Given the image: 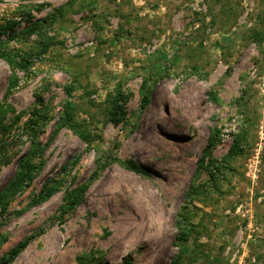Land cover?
Listing matches in <instances>:
<instances>
[{
  "label": "rangeland",
  "instance_id": "obj_1",
  "mask_svg": "<svg viewBox=\"0 0 264 264\" xmlns=\"http://www.w3.org/2000/svg\"><path fill=\"white\" fill-rule=\"evenodd\" d=\"M28 50L29 73L2 56ZM13 78L0 191L34 110L49 144L0 256L29 238L12 264H264V0H0V101Z\"/></svg>",
  "mask_w": 264,
  "mask_h": 264
},
{
  "label": "trees",
  "instance_id": "obj_2",
  "mask_svg": "<svg viewBox=\"0 0 264 264\" xmlns=\"http://www.w3.org/2000/svg\"><path fill=\"white\" fill-rule=\"evenodd\" d=\"M255 40L260 41L262 40V37H260V34L258 31H256ZM34 54L39 55L40 51L37 53H34L32 50L23 51V52H16L14 54L3 52L2 56L8 60L9 63L18 66L19 69H21L24 72L29 73V68L32 65L31 58L34 56ZM18 80L16 78H13L11 82L8 84V88L6 89L1 101H0V128L2 129L3 135H7L10 133L13 126H15L19 120V116L14 117H8L7 114L9 112L7 99L12 94V90L17 87ZM141 89L144 91L143 95L140 100L139 108L140 110H145V108L149 104L150 100V90L148 87L145 86V84L141 85ZM42 113H40L37 110H34L32 113V117H30L27 122L26 126L30 130V141L29 147L27 150L23 153V155L20 158V162L18 164L17 170L11 180L3 187V189L0 191V210L3 212L6 210L7 203H8V197H10L12 194H14L17 190H19L22 186H24L27 182H29L33 177V171L41 165L42 163V155L45 150V147L48 146L49 142H45L43 145L40 144L38 141V131H37V125L39 120L43 119ZM238 139H236L235 144L231 148V153H235L237 151L238 146ZM3 143V139L2 142ZM2 146V145H1ZM4 147V146H2ZM89 182L84 183L76 192L71 196V199L68 202L69 207H74L77 204H79L83 192L88 187ZM52 194V189H46L44 190L40 198L48 197ZM39 201V200H37ZM183 239V238H182ZM30 239L25 238L21 241H19L17 244H15L13 247H11L5 254L0 256V264H12L14 260L18 257V255L26 248L28 245ZM176 262V261H174ZM128 261H126V264Z\"/></svg>",
  "mask_w": 264,
  "mask_h": 264
},
{
  "label": "bare ground",
  "instance_id": "obj_3",
  "mask_svg": "<svg viewBox=\"0 0 264 264\" xmlns=\"http://www.w3.org/2000/svg\"><path fill=\"white\" fill-rule=\"evenodd\" d=\"M156 191V190H155ZM164 193V192H163ZM158 194V193H157ZM162 197V196H161Z\"/></svg>",
  "mask_w": 264,
  "mask_h": 264
}]
</instances>
